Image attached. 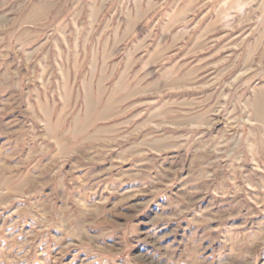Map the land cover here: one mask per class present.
I'll return each instance as SVG.
<instances>
[{"label": "rangeland", "instance_id": "obj_1", "mask_svg": "<svg viewBox=\"0 0 264 264\" xmlns=\"http://www.w3.org/2000/svg\"><path fill=\"white\" fill-rule=\"evenodd\" d=\"M0 264H264V0H0Z\"/></svg>", "mask_w": 264, "mask_h": 264}]
</instances>
